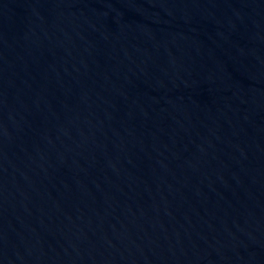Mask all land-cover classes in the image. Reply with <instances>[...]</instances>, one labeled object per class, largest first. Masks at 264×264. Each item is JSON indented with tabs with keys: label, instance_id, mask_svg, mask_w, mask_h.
Listing matches in <instances>:
<instances>
[{
	"label": "water",
	"instance_id": "95a60500",
	"mask_svg": "<svg viewBox=\"0 0 264 264\" xmlns=\"http://www.w3.org/2000/svg\"><path fill=\"white\" fill-rule=\"evenodd\" d=\"M0 264H264V0H0Z\"/></svg>",
	"mask_w": 264,
	"mask_h": 264
}]
</instances>
